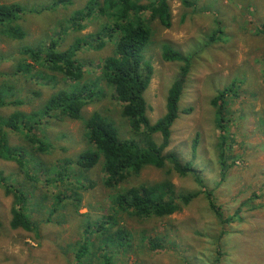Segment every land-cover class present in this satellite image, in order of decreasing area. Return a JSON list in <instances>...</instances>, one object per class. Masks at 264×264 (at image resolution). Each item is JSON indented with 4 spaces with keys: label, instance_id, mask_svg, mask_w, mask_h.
Listing matches in <instances>:
<instances>
[{
    "label": "rangeland",
    "instance_id": "rangeland-1",
    "mask_svg": "<svg viewBox=\"0 0 264 264\" xmlns=\"http://www.w3.org/2000/svg\"><path fill=\"white\" fill-rule=\"evenodd\" d=\"M88 1L0 0V5L23 10L13 25L25 34L22 39H8L0 25V96L10 103L0 108V116L22 123L21 133L7 131L6 140L10 147L23 150L25 160L21 172L15 162L0 159V171L14 189L26 194L25 210L36 224L32 233L12 230V196L0 189V264H103V255L110 264H264V37L259 33L264 0H189V7L173 0L171 26L150 22L152 36L143 51L153 68L144 92L152 124L165 113L167 91L181 65L163 61L160 47L167 44L191 58L166 152L190 164L212 192L222 219L233 218L230 223L217 218L202 194L164 218L120 212L113 205L115 194L130 183L107 188L101 157L88 170L76 164L82 152L93 148L82 120L53 115L38 121L22 119L39 111L59 90L97 83L104 96L82 109L83 118L99 112L114 122L121 138L130 137L112 89L100 77L112 44L101 50L87 47L77 54L84 66L80 84L22 55L24 48H45L58 37L60 49L66 50L77 38L98 31L101 22L94 18L79 34L70 28L72 16ZM232 84L235 94L225 99L223 114L227 160L221 171L212 101ZM28 127L29 135L49 147L45 152L27 141ZM155 140L160 143V137ZM169 170L170 166L146 167L131 185L169 179L177 195L199 191L191 176L167 174ZM102 224L104 229L97 232ZM117 231L126 234L125 246L116 242ZM83 245L86 253L77 259Z\"/></svg>",
    "mask_w": 264,
    "mask_h": 264
},
{
    "label": "trees",
    "instance_id": "trees-1",
    "mask_svg": "<svg viewBox=\"0 0 264 264\" xmlns=\"http://www.w3.org/2000/svg\"><path fill=\"white\" fill-rule=\"evenodd\" d=\"M173 0H89L86 5L72 16L70 28L76 33L85 30L89 19H98L101 24L98 31L77 38L66 50L60 49L61 37L51 40L45 48H24L22 55L33 61L45 64L52 72L60 74L72 83L80 84L83 78V64L76 58L77 54L87 47L101 50L112 44L113 51L100 66V77L112 89V99L118 103L120 116L126 121L129 138L119 136L118 127L114 122L99 112H93L83 118L81 111L84 107L103 97L99 93L97 83L75 85L68 90L54 93L43 107L22 119L35 118L37 121L45 116L53 115L57 119L69 118L82 120L87 132L88 142L92 150H85L77 159L76 164L85 170L92 168L102 158L104 185L109 189H117L122 184L129 188L115 194L113 205L123 213L144 218H164L188 206L194 198L202 194L210 210L223 223L233 222V218L223 220L222 214L214 203L213 194L208 190L202 178L193 170L190 164H182L173 153H167L171 128L179 115L178 104L182 95L186 76L191 66V58L163 44L160 47L161 58L165 62L179 63L178 75L170 84L165 101V113L154 124L146 115L144 92L153 74L152 65L144 58L143 51L151 40L152 29L150 22L156 21L164 28L171 26L169 2ZM182 5L189 7V0H181ZM23 15V10L17 5H0L1 33L8 39H22L25 34L13 25ZM85 23V24H83ZM264 37V26L259 32ZM235 85L218 92L213 98L214 123L218 130L216 144L217 162L221 171L226 169L227 143L224 107L230 93L235 94ZM0 96V108L9 105ZM19 122L12 117L3 119L0 116V159L12 161L18 169L25 170L23 150L12 148L7 144L6 133L22 131ZM29 127L24 134L34 149L45 152L49 147L40 139L29 135ZM160 137V143L155 138ZM170 166L167 174L174 172L179 176H191L198 185L199 191L192 194L177 195L174 185L169 179L160 182L131 185L146 167L165 169ZM221 178L224 176L220 173ZM0 189L5 195L12 196L9 226L12 230L35 232L36 224L30 213L25 210L27 196L24 192L8 182L7 177L0 171ZM106 224V222H105ZM102 224L97 232L104 229ZM126 234L117 231L115 238L120 246L126 245ZM86 245V243H84ZM86 246L77 253V259L84 257ZM103 264H110L107 255H103Z\"/></svg>",
    "mask_w": 264,
    "mask_h": 264
}]
</instances>
